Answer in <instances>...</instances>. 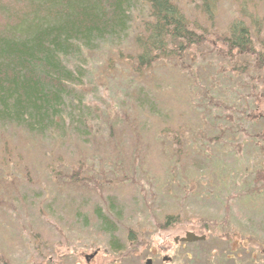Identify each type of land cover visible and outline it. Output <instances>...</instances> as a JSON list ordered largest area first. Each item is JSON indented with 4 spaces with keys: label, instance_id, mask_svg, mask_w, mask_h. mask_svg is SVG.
I'll return each instance as SVG.
<instances>
[{
    "label": "rangeland",
    "instance_id": "374dc122",
    "mask_svg": "<svg viewBox=\"0 0 264 264\" xmlns=\"http://www.w3.org/2000/svg\"><path fill=\"white\" fill-rule=\"evenodd\" d=\"M173 1L202 44L137 75L129 59L145 14L135 0L127 32L68 58L84 76L59 129L0 131V264H84L95 250L93 264L264 261V71L237 73L214 49L239 20L258 49L264 0H215L207 11ZM187 231L204 238L174 243Z\"/></svg>",
    "mask_w": 264,
    "mask_h": 264
},
{
    "label": "trees",
    "instance_id": "16d2710c",
    "mask_svg": "<svg viewBox=\"0 0 264 264\" xmlns=\"http://www.w3.org/2000/svg\"><path fill=\"white\" fill-rule=\"evenodd\" d=\"M18 2L0 1V131L9 127L35 136L57 130L65 123L64 106L84 76L83 67H70L68 58L76 53L84 55L105 44L107 38L127 32L135 0ZM141 2V13L145 15L138 20L134 37L137 51L129 59L137 75L160 59L180 55L183 44L200 45L205 41L204 34L189 27L173 0ZM214 2L202 0L203 10H212ZM252 34L245 21H235L227 34L215 35L214 49L232 60L237 73L252 68L261 77L264 42L259 41L256 49ZM258 105H254V112ZM251 117L259 119L258 114ZM77 167L71 174L78 171ZM97 214L113 234L112 219L100 210Z\"/></svg>",
    "mask_w": 264,
    "mask_h": 264
},
{
    "label": "flooded vegetation",
    "instance_id": "af4514ba",
    "mask_svg": "<svg viewBox=\"0 0 264 264\" xmlns=\"http://www.w3.org/2000/svg\"><path fill=\"white\" fill-rule=\"evenodd\" d=\"M180 239H181V237H180V238H178V237L173 238L174 243H177V244H179L180 242H182V243H189V242H187V241H181ZM157 254H158V253H157ZM157 254H155V256H156ZM152 255H154V252L152 253ZM226 257H229V256L226 255ZM92 259H93V257L87 259V258L84 256V264H93V263H91V260H92ZM160 260H161V262L157 263V261H154V258H151V257H150V258H146V260L144 261V264H174L173 262H174V260H176V259H173V257L164 254V255L161 257ZM177 261H178V260H177ZM95 264H96V263H95ZM262 264H264V261L262 262Z\"/></svg>",
    "mask_w": 264,
    "mask_h": 264
},
{
    "label": "water",
    "instance_id": "95a60500",
    "mask_svg": "<svg viewBox=\"0 0 264 264\" xmlns=\"http://www.w3.org/2000/svg\"><path fill=\"white\" fill-rule=\"evenodd\" d=\"M199 239H203V236H197L192 232H187L186 236L182 238V240H186V241H195V240H199ZM93 255H88L87 259H89V257H91Z\"/></svg>",
    "mask_w": 264,
    "mask_h": 264
}]
</instances>
